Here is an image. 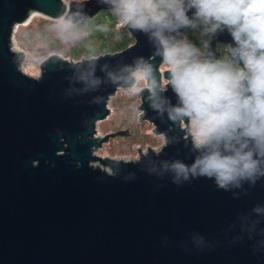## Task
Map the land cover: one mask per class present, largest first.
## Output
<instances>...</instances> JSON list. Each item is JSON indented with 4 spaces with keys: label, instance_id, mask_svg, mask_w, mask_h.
<instances>
[{
    "label": "water",
    "instance_id": "95a60500",
    "mask_svg": "<svg viewBox=\"0 0 264 264\" xmlns=\"http://www.w3.org/2000/svg\"><path fill=\"white\" fill-rule=\"evenodd\" d=\"M117 4L0 0V264H264V146L240 137L197 148L182 129L189 118L174 111L183 104L173 87L162 90L171 73L161 72L160 37L182 43L194 8L186 13L189 25L174 16L164 28L127 23L134 44L122 51L80 62L52 54L37 78L21 71L26 54L12 49V39L32 13L80 27ZM213 36L204 60L219 61L223 45L232 65L242 67L228 28H215ZM143 70L153 92L140 91L141 119L154 124L165 147L139 150L135 161L96 156L110 139L129 136L99 137L97 125L112 114L110 100L134 89ZM213 150L252 151L257 167L221 187L215 175L191 171Z\"/></svg>",
    "mask_w": 264,
    "mask_h": 264
},
{
    "label": "clouds",
    "instance_id": "9594fccd",
    "mask_svg": "<svg viewBox=\"0 0 264 264\" xmlns=\"http://www.w3.org/2000/svg\"><path fill=\"white\" fill-rule=\"evenodd\" d=\"M123 22L133 27L146 25L168 27L171 16L180 25H189L187 11L214 27L224 25L237 46L242 67L222 61L191 60L193 49L188 44L164 46V63L171 73L169 83L183 104L174 109L177 115L189 118L192 140L197 148L218 145L221 140L245 137L257 146H264V0H117ZM160 36V32L156 33ZM143 70L141 78H146ZM139 91V89H135ZM173 119L175 117H172ZM247 147L241 144L240 148ZM257 167L253 152L237 150L235 155L222 156L213 150L197 159L191 171L215 175L224 187L238 177L251 175ZM179 173L188 172L183 164H175Z\"/></svg>",
    "mask_w": 264,
    "mask_h": 264
},
{
    "label": "rangeland",
    "instance_id": "374dc122",
    "mask_svg": "<svg viewBox=\"0 0 264 264\" xmlns=\"http://www.w3.org/2000/svg\"><path fill=\"white\" fill-rule=\"evenodd\" d=\"M66 4L73 1L83 2L86 0H63ZM115 12L118 11V4L115 6ZM95 21L98 20L94 18ZM92 24L76 27L64 20L53 21L44 17L39 13H32L28 23L18 25L15 29L12 49L15 52H24L26 54L24 62L20 66L21 71L31 77L37 78L40 75L41 62L49 58L52 54H57L64 60L70 62H80L84 59H91L84 55L91 45L98 44L94 34L98 32L93 30ZM125 28V22L122 17L119 20L117 29ZM126 30V28H125ZM127 31V30H126ZM129 33V32H128ZM186 39L179 45L187 44ZM90 44H86V41ZM85 41V42H84ZM111 43L119 42L117 36L111 37ZM134 42V41H133ZM132 42L131 45L134 43ZM74 53L79 56L75 57ZM204 52L199 55V60L204 57ZM226 53V52H225ZM103 55V54H102ZM229 57V55L227 54ZM98 56H94L95 58ZM162 71L168 70L164 64ZM143 71L135 73L137 85L135 89L143 90L150 89L145 78H141ZM167 80H164L163 87ZM139 91L134 89L120 90L113 97L108 107L112 110V114L104 121L99 122L97 130L98 136L104 137L108 134H113L119 130L131 129V134L128 137L112 138L108 143H105L102 148L95 152V155L101 158H114L124 161H135L140 158V152L147 154L149 150L159 153L166 145V141L162 136L153 133V125L151 123L140 122L139 111L141 106V97ZM94 167L104 171H110L109 168L103 166L100 162L93 163Z\"/></svg>",
    "mask_w": 264,
    "mask_h": 264
},
{
    "label": "trees",
    "instance_id": "16d2710c",
    "mask_svg": "<svg viewBox=\"0 0 264 264\" xmlns=\"http://www.w3.org/2000/svg\"><path fill=\"white\" fill-rule=\"evenodd\" d=\"M97 17L98 20L95 21V19H93L90 23H88V25L92 24L93 30L98 32L93 35L98 44L91 45L90 48L84 52V55L88 56V58H92L106 53H116L131 46L134 41L132 36L125 30V28L119 30L117 29L119 20L122 17L120 13H117L114 10L103 11ZM214 24V21L205 22L204 20L196 17L188 27L185 36L189 37L186 43L193 49V54L190 57L191 60H197L200 62L206 61L203 58L201 60L198 58L199 55L204 52L205 44L213 38V30L217 28L214 27ZM218 27L223 28L225 26L220 25ZM113 36H117L119 39V42L116 44H112L110 41ZM85 43L90 44L89 41H86ZM225 55H227V53H225ZM74 56L77 57L79 55L74 53ZM222 62L232 65L230 61L228 62L224 59H222Z\"/></svg>",
    "mask_w": 264,
    "mask_h": 264
},
{
    "label": "flooded vegetation",
    "instance_id": "af4514ba",
    "mask_svg": "<svg viewBox=\"0 0 264 264\" xmlns=\"http://www.w3.org/2000/svg\"><path fill=\"white\" fill-rule=\"evenodd\" d=\"M101 14V13H100ZM99 16V15H98ZM92 21V20H91ZM90 21V22H91ZM90 22H88V23H90ZM88 23H86V24H84V25H82V26H85V25H87ZM214 39V36H213V38L211 39V40H213ZM211 40H209V41H211ZM208 43V42H207ZM206 45V44H205ZM218 50L222 53V57L220 58V60L219 61H222V59H224V60H227L228 62L230 61V58H231V55H230V53L229 52H227L226 50H225V47L223 46V45H221V46H219L218 47ZM225 52L229 55V57L227 56V55H225ZM204 59V58H203ZM226 62V61H225ZM227 63V62H226ZM225 63V64H226ZM232 64V63H231ZM233 66V65H232ZM234 67V66H233ZM161 72H163L162 70H161ZM164 82V81H163ZM168 83L169 82H167L166 84H165V88L163 87L164 85H162V90H166L167 89V85H168ZM150 90V92L152 93L153 91H152V89L150 88L149 89ZM140 91H142V90H140ZM140 91H139V95H140ZM141 97V96H140ZM141 104H142V101H141ZM144 113L142 112L141 114H140V117H139V119H140V122H141V124H143L144 122H147V123H151V122H149L148 120H143L142 121V119H141V117H142V115H143ZM153 126H154V124L153 123H151ZM131 127L128 129H126V130H129V133L131 132ZM182 129L183 130H186L187 132H190V134L192 133V128H191V124H190V122H189V125H187L186 123H185V121H182ZM154 130H155V126L153 127V133H154ZM119 131H124V130H119ZM132 133V132H131ZM130 133V134H131ZM130 134H129V136H130ZM192 135V134H191ZM158 136H161V135H158ZM164 139H165V137L164 136H162ZM166 141V140H165ZM193 141V140H192Z\"/></svg>",
    "mask_w": 264,
    "mask_h": 264
},
{
    "label": "built area",
    "instance_id": "2783aa9c",
    "mask_svg": "<svg viewBox=\"0 0 264 264\" xmlns=\"http://www.w3.org/2000/svg\"><path fill=\"white\" fill-rule=\"evenodd\" d=\"M127 23H125V25H126Z\"/></svg>",
    "mask_w": 264,
    "mask_h": 264
}]
</instances>
